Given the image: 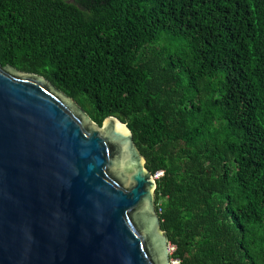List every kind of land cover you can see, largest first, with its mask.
Masks as SVG:
<instances>
[{
    "label": "trees",
    "instance_id": "trees-1",
    "mask_svg": "<svg viewBox=\"0 0 264 264\" xmlns=\"http://www.w3.org/2000/svg\"><path fill=\"white\" fill-rule=\"evenodd\" d=\"M0 65L127 124L178 264H264V0H0Z\"/></svg>",
    "mask_w": 264,
    "mask_h": 264
},
{
    "label": "water",
    "instance_id": "water-1",
    "mask_svg": "<svg viewBox=\"0 0 264 264\" xmlns=\"http://www.w3.org/2000/svg\"><path fill=\"white\" fill-rule=\"evenodd\" d=\"M146 163L120 119L0 65V264H171Z\"/></svg>",
    "mask_w": 264,
    "mask_h": 264
},
{
    "label": "built area",
    "instance_id": "built-area-1",
    "mask_svg": "<svg viewBox=\"0 0 264 264\" xmlns=\"http://www.w3.org/2000/svg\"><path fill=\"white\" fill-rule=\"evenodd\" d=\"M161 175H162V173H158L157 175L154 176V179H158ZM170 249H171V252L174 251V247L173 246H171ZM178 263H179L178 261H174V260L171 261V264H178Z\"/></svg>",
    "mask_w": 264,
    "mask_h": 264
}]
</instances>
